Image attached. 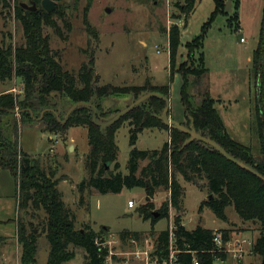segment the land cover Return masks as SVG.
<instances>
[{"label": "trees", "instance_id": "16d2710c", "mask_svg": "<svg viewBox=\"0 0 264 264\" xmlns=\"http://www.w3.org/2000/svg\"><path fill=\"white\" fill-rule=\"evenodd\" d=\"M6 0H0L5 2ZM42 3V0H39ZM65 1L56 0L58 7L48 12L40 5L31 10L20 5L15 7V17L21 22L25 42L19 45L12 43L0 44V81L11 80L14 77L22 80V92L0 93V115L15 113L19 109L21 119L26 122L28 118H39L45 109H56L53 104L54 95L61 94L76 102H90L93 98L100 114L105 111L102 99L113 93H133L138 95L147 89L160 92L166 96L170 92V84L142 86L115 87L111 85L100 86L96 75L94 56L89 62H84L75 72L67 69L60 61V57L50 45V37L43 31V25H50L57 29V19L65 20ZM215 9L208 22L205 23L202 33L188 43L187 49L192 54L195 49H202L209 25L220 13L226 9L228 0H214ZM235 8L239 0H232ZM197 0H173V6L179 8L180 15L175 13L172 18H181L185 21L196 7ZM92 3L88 0L84 8V25L90 34L96 35L91 26L88 13ZM9 6V5H4ZM56 16V17H55ZM185 23V24H186ZM181 29L177 23L169 28L170 50V81L172 82L177 62L178 48L181 44ZM201 68L186 69L182 65L178 70L184 73V87L182 91L184 105L189 104L187 93V74L201 79L208 74L204 65V58L199 51ZM182 66V67H181ZM254 74L262 75V105L256 103V118L259 137L262 142L264 154V16L260 30L258 45L253 57ZM22 94V96L20 95ZM169 97V96H168ZM151 101L154 109L165 106V101L159 97H151L146 102L135 107L127 115L113 125L102 129L93 121L91 107L81 106L73 111L67 122L63 124L52 110L44 112L41 122L44 129L49 132L65 130L69 126H86L90 151L86 156L88 177L78 184L81 195L80 202H84L86 190L95 189L101 194L119 193L124 188H143L147 193V202L138 209L144 220H150L155 225L162 218L169 217V208L166 205L158 212L150 208L153 203L149 200L157 189L166 187L170 189V204L181 210V200L184 189L177 178L180 174L186 181H197L199 178L207 180L209 198L203 201L201 208L207 206L215 215L227 220L226 208L232 206L243 220L258 221L260 234L253 243V253L264 260V180L256 174L240 167L227 159L218 150L202 141H193L184 146L189 134L170 126H165L161 120L144 110L143 105ZM257 101V98H256ZM37 102V103H36ZM189 113V114H188ZM187 122L193 119L195 128L203 135L211 137L223 146L236 158L254 167L264 176V158L256 162L248 146L236 141L224 124V121L215 106V98L210 94L208 86L203 92L202 103L197 109L187 107ZM130 120V157L127 164L128 173L120 170L118 161V144L116 132L124 121ZM164 126L170 130L169 140L160 149H139L136 146L138 133L146 127ZM148 159L149 162L140 168V162ZM114 163V170H109ZM0 170H9L17 182V217L15 222L18 230V241L22 249L21 264H37L38 242L43 235L47 238L50 250L48 264H65L76 256L73 248H82L85 251V264H106L109 248L105 242V228L95 230L90 225L76 226V218L63 200V194L58 188L59 179L56 178L55 169H48L40 159L32 157L25 151L19 152L16 143L7 140L0 125ZM41 212L44 215H41ZM157 213V215H155ZM24 214H30L31 219L26 220ZM181 215L175 218L177 231L175 232L174 248L179 250V264H193V256L187 250L196 251L202 259V264H214L219 258L225 260L226 253L219 251L214 243L215 230L198 225L188 229L182 223ZM224 240L231 237L233 231L220 229ZM137 231L124 230L120 238H137ZM170 229L160 231L156 236V253L165 258L169 255Z\"/></svg>", "mask_w": 264, "mask_h": 264}, {"label": "rangeland", "instance_id": "374dc122", "mask_svg": "<svg viewBox=\"0 0 264 264\" xmlns=\"http://www.w3.org/2000/svg\"><path fill=\"white\" fill-rule=\"evenodd\" d=\"M87 2L88 0L65 1L66 18L61 20L55 16L57 29L50 25H43V31L49 35L50 45L58 53L61 63L67 69L77 72L84 62H89L94 56V68L100 86L170 84L169 116L180 122H187V107L197 109L202 103L203 92L208 86L207 76L198 79L192 74H187L186 90L189 104L186 106L183 103L182 95L185 82L184 71L180 72L178 68L180 65L186 69L202 67L199 62L201 49H195L191 54L187 45L202 33L215 1L197 0L196 7L186 23L185 15H182L181 18L171 17L173 13L176 16L180 15L179 8L173 6V0H91L92 5L88 17L91 26L96 30V35L95 33L90 34L84 25L83 13ZM22 3H26L28 6H37V8L42 5L39 0L0 2V44L19 45L25 42L23 26L15 17V7ZM225 19L226 16L223 15L216 19L213 26L210 24L211 32L217 34L220 30H226L227 28L223 24L226 23ZM173 23L179 25L182 35L177 53L175 75L171 82L169 28ZM225 35L233 40L238 38L241 42L240 33L226 31ZM247 39L246 45L255 49L258 43L256 35H249ZM254 73L252 68L251 94L248 89L246 91V88H241L239 85L234 101L227 100L217 103L218 101L215 99V106L231 137L248 146L255 161L259 162L264 158V154L257 126L256 103H259L260 109H263L262 75ZM238 81L242 82L241 77ZM22 88L20 78L14 77L4 82L0 81V93L11 91L21 93ZM148 91L151 90L147 89L138 95L130 92H117L106 96L102 99L101 105L107 107L106 111L109 112L104 115L100 114L98 119L107 121L130 105L143 92ZM20 95L22 96V94ZM54 98L55 110L59 112V117L64 119L72 102L70 99L62 97L61 94L54 95ZM142 108L157 116L165 126H168L161 119L165 106L154 109L150 101L145 103ZM0 125L7 140L16 143L19 152L25 150L32 157L40 159L47 169L49 167L55 169L56 178L59 179L58 188L63 194L65 204L74 213L78 228L85 224L97 231L105 228L103 230H105L106 238L113 243L112 264H145L144 260L138 258L134 252L139 249H156L157 234L167 228L170 229L171 235L175 239L177 231L175 218L178 214L181 215V223L188 229H194L198 225L215 231L230 229L233 231L231 234L233 243L237 239L247 240L243 242V256L235 257L232 252H228L224 262L217 260L214 264H264V260L254 254L252 250L253 243L260 234L261 226L258 221L243 220L232 206L226 208L227 220L218 218L207 206L201 208L202 202L208 200L210 195L206 179L199 178L194 182L186 181L177 173V178L184 189L180 211L170 204V189L158 188L149 200L153 203L150 209L158 212L167 205L169 217L162 218L152 225L150 220H144L138 212L140 207L148 203L147 193L140 187L124 188L119 193L106 194L90 189L85 191L84 202H80L81 195L78 184L88 177L86 156L90 151V144L86 126H69L65 130L49 132L44 129L41 119L36 116L23 122L18 108L15 113L0 115ZM131 127L134 126H131L130 120H127L116 132V141L119 147L118 161L123 173H128L127 164L132 148L130 146ZM169 136L170 130L162 125L146 127L138 133L136 146L139 149H160L169 140ZM148 162V159L141 161L140 168ZM108 169L114 170V163H111ZM1 176L6 177V173H2ZM8 188L10 190V184H8ZM8 194V198L0 200L3 203V206L0 207L2 209L0 217L14 216L16 187L14 186ZM131 199L135 200L134 207L128 206ZM41 215L44 213L41 212ZM24 216L26 220L31 219L30 214H24ZM0 229V232L10 237L9 248L15 250L14 222L7 221ZM124 230L139 233L136 238L137 244L131 242L129 237L123 240L120 238V233ZM38 246L37 264H48L50 245L45 235L39 238ZM73 249L76 251L75 258L65 264H85V251L78 247Z\"/></svg>", "mask_w": 264, "mask_h": 264}, {"label": "crops", "instance_id": "0c3cea01", "mask_svg": "<svg viewBox=\"0 0 264 264\" xmlns=\"http://www.w3.org/2000/svg\"><path fill=\"white\" fill-rule=\"evenodd\" d=\"M230 7V11L225 9V11L218 14L211 23V26H213L212 24L216 23V19L224 15L226 16V23L223 24L227 29L224 31L220 30L215 34V32H211L210 26L201 49L204 58V65L208 69V88L211 96L217 99V103H223L227 100L230 102L234 101L236 99L235 93L237 92L239 85L241 88H246V91L248 89V92L250 91L251 94V75L254 51L256 48L251 49L246 45L248 42L247 36L256 35L259 42L264 16V0H239L237 8H235V4H233V1L231 0ZM214 9L215 2L208 20ZM226 31L236 32V34L240 33L241 42L238 38L233 40L225 35ZM242 38H245V40L242 41ZM240 77L242 82L238 81ZM2 173H6V177L3 178L1 176ZM8 184L11 185L10 190L15 186L17 193V182L15 184L14 176L9 170H0V200L9 197L8 192L10 190ZM15 202L16 209L14 216L10 218L0 217V227H2L7 221L14 222V243L16 249L13 250L9 248L10 237L0 232V264H21L22 249L18 241V230L15 222L18 208L17 196ZM2 206L3 203L0 202V207ZM1 212L2 209L0 208V214Z\"/></svg>", "mask_w": 264, "mask_h": 264}, {"label": "water", "instance_id": "95a60500", "mask_svg": "<svg viewBox=\"0 0 264 264\" xmlns=\"http://www.w3.org/2000/svg\"><path fill=\"white\" fill-rule=\"evenodd\" d=\"M22 6L25 7V8L31 9V10L37 9V6H28L26 3H22ZM42 6L48 12H52L58 7L57 2L55 0H42ZM230 6H231V0H229L227 2V6H226V10L227 11L231 10ZM151 97H159V98H161V99H163L165 101L166 105H165V108H164V110L162 112L161 119L163 120V122L166 125H168V126H170L172 128H177V129L189 134L190 137L185 141L184 146H186L187 144H189V143H191L193 141H196V140L202 141V142L214 147L216 150H218L227 159H229V160L233 161L234 163L238 164L240 167H242V168H244V169L256 174L257 176H259L260 178H262L264 180V176L262 174H260L254 167L248 165L244 161H242V160L236 158L235 156H233L223 146H221L217 141H215L211 137L203 135L200 131H197V129L195 128L193 119L191 120V124L189 126H187V125L181 123L178 120L170 118L169 109H170L171 100H170V98L168 96H166V95H164V94H162L160 92H156V91L143 92L130 105H128L126 108H124V109L120 110L119 112H117L115 115H113L107 121H100L98 119V109H97V106L94 103V100H95L94 98L90 102H76V103H73L71 105V107L68 109V112H67L66 116L64 117V119H61L59 117V112L54 110V109H45V110H43L42 113H41V116L39 117V119H41L43 117L45 111L52 110L56 114V116L58 117L59 121H61L64 124V123L67 122L69 116L73 113V111L75 109H77L78 107H81V106H87V107H91L92 110H93V121H94V123H96L97 125L101 126L102 129H105L106 127L113 125L115 122H117L122 117L127 115L130 111H132L135 107L140 105L143 101H145V100H147V99H149ZM106 108H105V111L107 110ZM263 137H264V128H263ZM155 215H157V213H155Z\"/></svg>", "mask_w": 264, "mask_h": 264}, {"label": "built area", "instance_id": "2783aa9c", "mask_svg": "<svg viewBox=\"0 0 264 264\" xmlns=\"http://www.w3.org/2000/svg\"><path fill=\"white\" fill-rule=\"evenodd\" d=\"M56 1V0H55ZM245 38H242V41H244ZM16 90V89H13ZM23 90H21L22 92ZM135 200L131 199L128 202L129 207H134L135 206ZM174 238L171 235L170 231V241H169V255L168 257L161 258L157 253L156 249H151V250H136L134 254L140 258L143 259L145 264H179V256L178 253L180 252L179 250H176L174 248ZM130 241L137 244V239L136 238H130ZM247 240H240L237 239L234 243L231 241V237L228 240H224V235L223 232L220 230H216L214 232V243L217 246L219 251L225 252L226 253V259L228 256V252H232L235 257L237 256H243V251H244V245L243 242H246ZM105 245L108 246L109 248V254L106 257V264H112V256H113V243L111 240H108L105 237ZM191 252L193 256V264H202V259H200L196 253V251L192 250H187ZM225 259V260H226ZM224 262L225 260L223 259H218V261Z\"/></svg>", "mask_w": 264, "mask_h": 264}]
</instances>
